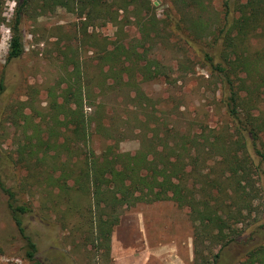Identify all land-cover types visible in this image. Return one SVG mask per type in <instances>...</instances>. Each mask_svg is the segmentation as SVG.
Returning <instances> with one entry per match:
<instances>
[{"label":"trees","instance_id":"1","mask_svg":"<svg viewBox=\"0 0 264 264\" xmlns=\"http://www.w3.org/2000/svg\"><path fill=\"white\" fill-rule=\"evenodd\" d=\"M165 1L159 17L152 0H16L6 21L0 0V25L11 33L0 96L6 65L24 52V17L62 7L83 34L116 28L113 39L89 34L96 70L70 58L66 76L45 87L44 106L33 85L1 106L0 133L10 128L14 148L0 155V191L30 264H44L28 223L35 209L66 231L69 246L90 245L109 262L124 210L160 201L187 208L191 264H264V0H220L219 11L212 0ZM170 45L206 68L221 124L180 130L157 114L160 102L143 85L172 80L162 56ZM176 66L191 70L180 58ZM131 136L138 149L120 151Z\"/></svg>","mask_w":264,"mask_h":264},{"label":"rangeland","instance_id":"2","mask_svg":"<svg viewBox=\"0 0 264 264\" xmlns=\"http://www.w3.org/2000/svg\"><path fill=\"white\" fill-rule=\"evenodd\" d=\"M152 2L157 7V15L162 16V11L168 3L165 0H152ZM15 5L16 0H4L3 15L7 18L6 21L11 18ZM210 8L219 11L221 9L220 0H212ZM79 26V18L62 7H57L45 14H35V17L23 18L21 29L24 52L11 64L6 65L8 88L0 96V120L3 119L1 106L14 100L25 99L30 85L38 89V100L40 105L44 106L46 103L45 87L55 84L57 80L66 76L72 69L70 58L77 60L83 71L88 69L87 71L92 73L96 70L95 53L89 34L99 39L102 37L113 39L116 28L111 24L89 27L87 34H83ZM126 30L130 36H138L134 27H128ZM10 34L6 23L0 25V75L5 70V56ZM162 56L170 65L172 80L164 82L160 79L143 85L145 91L160 102L156 106L163 111H157V114L161 118L167 116L166 122L180 130L191 126L197 129L198 125L217 126L221 124L224 120V110L219 101L218 88L208 78L206 68L196 63L193 51L189 49L183 55L179 47L170 45L162 52ZM177 58L186 62L187 66H191V70L177 69ZM84 108L87 114L92 110V107L87 104ZM3 132L5 134L0 133V155L5 152L12 154L14 146L8 136L10 128L6 127ZM139 145L140 139L131 136L119 143V149L134 152ZM93 147L99 150L101 142L94 139ZM36 204L34 202L35 208ZM137 212L144 213L151 243L175 241L178 252L184 259V264H191L192 258L188 257L187 244L190 242L192 249V228L187 208H178L172 201H160L138 204L124 210L123 214L130 215ZM28 220L30 230L35 235L38 244L37 255L44 264H116L111 255L110 261L105 262L101 251H97L90 245L69 246L65 236L66 231L48 221V218L43 219L39 210L35 209ZM155 223L163 226L162 230L153 229L152 224ZM142 227L141 223L140 230ZM119 230L117 231L118 237L122 236L123 232ZM156 231L160 233L154 234L153 232ZM118 239L121 241L120 238ZM21 246L22 241L6 208L5 196L0 191V264H30L24 258Z\"/></svg>","mask_w":264,"mask_h":264},{"label":"crops","instance_id":"3","mask_svg":"<svg viewBox=\"0 0 264 264\" xmlns=\"http://www.w3.org/2000/svg\"><path fill=\"white\" fill-rule=\"evenodd\" d=\"M141 223L143 224L142 230ZM153 229L158 226L152 224ZM151 226V227H152ZM144 213L130 215L122 214L119 224L114 228L111 236L110 255L116 264H184V259L178 252L177 243L173 240L156 241L151 243L148 237ZM123 231L117 236V231ZM154 234L160 233L158 231ZM120 238L121 241L118 239ZM188 257L192 258L191 243L187 244Z\"/></svg>","mask_w":264,"mask_h":264}]
</instances>
